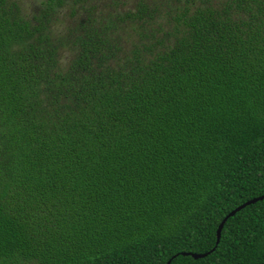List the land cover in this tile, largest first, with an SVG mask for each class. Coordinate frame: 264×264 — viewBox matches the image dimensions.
<instances>
[{
  "label": "trees",
  "instance_id": "1",
  "mask_svg": "<svg viewBox=\"0 0 264 264\" xmlns=\"http://www.w3.org/2000/svg\"><path fill=\"white\" fill-rule=\"evenodd\" d=\"M37 7L0 0V264H264V198L215 243L264 196V0Z\"/></svg>",
  "mask_w": 264,
  "mask_h": 264
},
{
  "label": "water",
  "instance_id": "2",
  "mask_svg": "<svg viewBox=\"0 0 264 264\" xmlns=\"http://www.w3.org/2000/svg\"><path fill=\"white\" fill-rule=\"evenodd\" d=\"M264 198V196L263 197H258V198H254V199H251V200H249V201H247V202H245V203H243V204H241L240 206H238L236 209H234V210H232L221 222H220V224H219V226H218V228H217V230H216V244L218 243V241H219V238H220V232H221V228H222V226H223V223H224V221L228 218V217H230V216H233L238 210H240L241 208H243L244 206H247V205H249V204H252V203H254V202H256V201H258V200H261V199H263ZM182 255H189V256H191L192 258H194V259H197V258H200V257H203V256H205V255H207V253H203V254H194V253H182ZM166 264H169V261L166 263Z\"/></svg>",
  "mask_w": 264,
  "mask_h": 264
},
{
  "label": "rangeland",
  "instance_id": "3",
  "mask_svg": "<svg viewBox=\"0 0 264 264\" xmlns=\"http://www.w3.org/2000/svg\"><path fill=\"white\" fill-rule=\"evenodd\" d=\"M19 4L22 12L29 16L33 11L37 10L40 0H15ZM57 28H62L61 22L57 23Z\"/></svg>",
  "mask_w": 264,
  "mask_h": 264
}]
</instances>
